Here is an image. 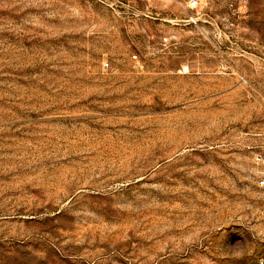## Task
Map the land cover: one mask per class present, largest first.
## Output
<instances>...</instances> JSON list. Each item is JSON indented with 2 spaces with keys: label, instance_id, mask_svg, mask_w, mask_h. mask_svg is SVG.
Listing matches in <instances>:
<instances>
[{
  "label": "rangeland",
  "instance_id": "374dc122",
  "mask_svg": "<svg viewBox=\"0 0 264 264\" xmlns=\"http://www.w3.org/2000/svg\"><path fill=\"white\" fill-rule=\"evenodd\" d=\"M0 0V264L264 260V0Z\"/></svg>",
  "mask_w": 264,
  "mask_h": 264
},
{
  "label": "built area",
  "instance_id": "2783aa9c",
  "mask_svg": "<svg viewBox=\"0 0 264 264\" xmlns=\"http://www.w3.org/2000/svg\"><path fill=\"white\" fill-rule=\"evenodd\" d=\"M227 1H228L229 3H231V4H234L235 2H240L242 5H245V4H246V0H227ZM190 2H191V5H192V6H196V5L199 4V1H198V0H191ZM260 184H261V185H264V178H262V179L260 180ZM259 264H264V260L261 259L260 262H259Z\"/></svg>",
  "mask_w": 264,
  "mask_h": 264
}]
</instances>
